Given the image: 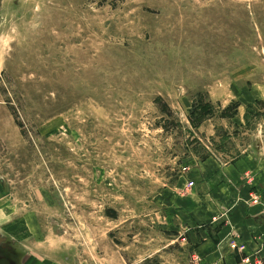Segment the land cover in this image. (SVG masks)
I'll return each mask as SVG.
<instances>
[{"label": "rangeland", "instance_id": "rangeland-1", "mask_svg": "<svg viewBox=\"0 0 264 264\" xmlns=\"http://www.w3.org/2000/svg\"><path fill=\"white\" fill-rule=\"evenodd\" d=\"M243 158L263 199L264 0H0V264H202Z\"/></svg>", "mask_w": 264, "mask_h": 264}, {"label": "crops", "instance_id": "crops-1", "mask_svg": "<svg viewBox=\"0 0 264 264\" xmlns=\"http://www.w3.org/2000/svg\"><path fill=\"white\" fill-rule=\"evenodd\" d=\"M247 163L244 158L224 167L214 161L203 163L200 173L207 188L199 192L193 187L188 196L200 195L195 198L200 200L187 204L189 242L199 263L264 264V198L249 202L239 186Z\"/></svg>", "mask_w": 264, "mask_h": 264}, {"label": "built area", "instance_id": "built-area-1", "mask_svg": "<svg viewBox=\"0 0 264 264\" xmlns=\"http://www.w3.org/2000/svg\"><path fill=\"white\" fill-rule=\"evenodd\" d=\"M256 200H257V198H256ZM232 245H233L234 248L238 247V245L235 242Z\"/></svg>", "mask_w": 264, "mask_h": 264}, {"label": "flooded vegetation", "instance_id": "flooded-vegetation-1", "mask_svg": "<svg viewBox=\"0 0 264 264\" xmlns=\"http://www.w3.org/2000/svg\"><path fill=\"white\" fill-rule=\"evenodd\" d=\"M1 235V234H0ZM3 236H0V238H2Z\"/></svg>", "mask_w": 264, "mask_h": 264}]
</instances>
